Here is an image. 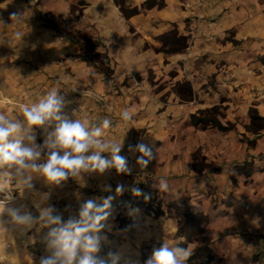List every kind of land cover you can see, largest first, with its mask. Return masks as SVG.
Returning a JSON list of instances; mask_svg holds the SVG:
<instances>
[{
    "label": "rangeland",
    "instance_id": "rangeland-1",
    "mask_svg": "<svg viewBox=\"0 0 264 264\" xmlns=\"http://www.w3.org/2000/svg\"><path fill=\"white\" fill-rule=\"evenodd\" d=\"M112 2L120 19L93 9L87 0H0V7L33 10L35 26L43 28L33 37L50 42L44 55L43 48L29 47L36 55L26 62L12 58L18 52L0 42V112L23 120L21 105L36 103L58 88L70 101L63 114L69 119L87 118L90 126L101 127V139L123 140L120 155L128 158L133 169L131 175H117L115 169L102 175L83 174L82 182L69 178L59 186L33 174L34 188L24 194L13 180L10 194L15 199L7 200V193H0L6 209L0 213V264H39L51 255L43 241L49 227L37 219L24 230L10 222L8 208L23 205L24 211L38 218L34 204L47 196L42 206H55L67 220L78 213L84 200L109 195L115 199L101 233L106 239L96 254L99 259L107 261L109 253H118L119 264H145L153 250L165 243L158 237L164 236L173 246L167 225L172 222L180 238L177 246L192 245L195 252L204 240L208 243L210 257L200 260L196 255L187 264H237L242 255L213 253L208 215L172 200L169 190H159L160 179L170 180V175L163 177L159 171L173 156L180 164L181 178L187 176L189 161L203 157L204 149L193 137L196 132L216 130L237 136L239 126L246 131L264 129V121L250 116L251 109L243 124L235 95L248 83L252 66L264 70V0H158L162 6L149 10L143 7L145 0H126L125 8L137 12L132 16L122 15ZM3 17L9 29L14 18ZM11 34L0 29V36ZM125 109L133 113L129 122L121 118ZM105 118L111 121L108 129L102 126ZM53 128L54 124L36 128V142L42 144L43 134ZM139 142L158 150L145 170L136 164L140 154L128 151L129 145ZM118 183L125 185L122 195H115ZM106 184L112 192L102 191ZM133 187L141 189L142 195L134 196ZM185 215L205 220L198 229L191 228L189 240L178 234L180 224L182 232L189 234ZM199 229L203 234H198ZM251 242L247 262L264 264V236ZM221 246L224 251L228 248V244Z\"/></svg>",
    "mask_w": 264,
    "mask_h": 264
},
{
    "label": "clouds",
    "instance_id": "clouds-1",
    "mask_svg": "<svg viewBox=\"0 0 264 264\" xmlns=\"http://www.w3.org/2000/svg\"><path fill=\"white\" fill-rule=\"evenodd\" d=\"M12 18L17 17L13 14ZM17 36L21 39L23 35L17 33ZM68 103L70 101L59 94L58 88H53L38 102L21 105L23 120L10 119L0 112V193H7V200L15 199L10 194L13 180L23 194L25 190H32L33 174H39L48 183L57 186L69 178L82 182L83 174L102 175L111 169H115L117 175L132 174L128 158L120 155L123 140L101 139L102 128L90 126L87 118L69 119L63 114ZM121 118L129 122L133 113L125 109ZM51 124H54V128L46 131L42 144H38L35 129ZM102 126L108 129L111 121L105 118ZM128 151L140 154L136 157V164L145 170L156 159L158 150L154 151V145L139 142L129 145ZM104 153L109 155L105 156ZM158 187L161 192L169 190L165 179L159 180ZM102 191L112 192L113 189L106 184ZM124 191L125 185L118 183L115 195H122ZM131 191L134 196L142 195L138 187H133ZM47 199V196H43L34 204L39 212L38 218L24 211L23 205L7 209L10 222L24 230L31 229L37 219L49 227L43 241L51 255L42 257L39 264H119L118 253H109L107 261L96 256L101 250L102 240L106 239L101 233L111 215L114 195L84 200L79 205L78 213L67 220L55 206H42ZM5 210L4 202L0 201V213ZM2 224L3 221H0ZM193 252L192 245L185 248L170 246L165 242L153 250L145 264H187Z\"/></svg>",
    "mask_w": 264,
    "mask_h": 264
},
{
    "label": "crops",
    "instance_id": "crops-1",
    "mask_svg": "<svg viewBox=\"0 0 264 264\" xmlns=\"http://www.w3.org/2000/svg\"><path fill=\"white\" fill-rule=\"evenodd\" d=\"M87 1L93 9L108 11L120 19L112 0ZM6 14L12 17L15 14L18 18H14L9 29L4 24L7 22L3 17ZM34 15L31 9L0 7V29L2 32H12L10 38L0 36L1 46L14 48L12 53L17 51L18 54L11 56L21 62L35 60L36 51L29 50V47L43 48L44 55V47L50 43L49 40L33 37L35 31L43 29L35 26ZM17 33L23 35L21 39ZM253 68L246 76L248 83L238 88L235 94L238 113L244 117V125L247 124L249 109L255 110L257 116L264 119V70ZM239 128L237 136L235 133L221 134L216 130L196 132L193 137L203 147V157L189 161L187 176L181 178L180 164L173 156L160 169L159 175H170L167 182L172 200L210 217L207 230L214 241L215 255H242L243 260L237 264H249L245 257L253 248L251 240L264 236V129L246 131ZM248 142H251L250 145ZM187 194L189 197H186ZM167 225L171 244L175 246L180 239L174 234L176 226L172 222ZM158 239L167 240L164 236ZM224 244H228L226 251L221 246Z\"/></svg>",
    "mask_w": 264,
    "mask_h": 264
},
{
    "label": "trees",
    "instance_id": "trees-1",
    "mask_svg": "<svg viewBox=\"0 0 264 264\" xmlns=\"http://www.w3.org/2000/svg\"><path fill=\"white\" fill-rule=\"evenodd\" d=\"M125 1L126 0H114V3L116 4V6L119 7L122 15H124V16L136 15V13H137L136 10L130 11L127 8H125V6H124ZM155 6L161 7L162 4L160 2L158 3V0H145V2L143 3V7L147 10L152 9ZM249 114L252 117V119H258L259 121H264V119H261L256 115V111L253 109H251L249 111ZM184 218H185V221L188 220L190 222L189 228H188L189 234L185 235V233L182 232L183 227L181 226V224L179 225V228H178V234L184 235L186 237V239L189 240L191 237V234L193 233V232H191V230H192L191 228L194 227V228L198 229L199 225L205 223V220L203 218L200 219V218H197L196 216L193 217V216H188V215H185ZM180 221H181V219H180ZM203 232L204 231L202 229L201 230L199 229L198 234H203ZM204 242H205V244L202 247H199L196 249L194 254L188 260V263H190L191 259H193V257H195L196 255L200 256V260L208 259L210 257L211 253H210L209 248H208V243L206 242V240H204Z\"/></svg>",
    "mask_w": 264,
    "mask_h": 264
}]
</instances>
